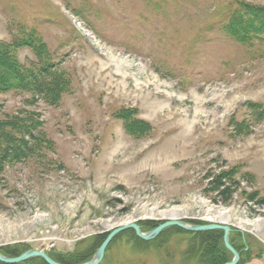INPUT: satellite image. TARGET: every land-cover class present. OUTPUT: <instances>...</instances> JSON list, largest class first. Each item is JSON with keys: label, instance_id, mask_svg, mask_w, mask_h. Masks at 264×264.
<instances>
[{"label": "rangeland", "instance_id": "1", "mask_svg": "<svg viewBox=\"0 0 264 264\" xmlns=\"http://www.w3.org/2000/svg\"><path fill=\"white\" fill-rule=\"evenodd\" d=\"M241 4L264 9V0H0V41L34 31L69 82L55 106L0 93V119H32L30 136L47 140L0 161L2 255L92 254L86 263L118 227L181 221L230 227L231 246L234 236L246 248L237 264H264V37L242 45L225 32ZM17 56L37 62L29 48ZM120 114L149 127L131 135ZM219 176L231 196L217 194ZM176 228L150 241L128 230L100 264H201L196 233ZM226 250L225 264L235 258Z\"/></svg>", "mask_w": 264, "mask_h": 264}, {"label": "trees", "instance_id": "2", "mask_svg": "<svg viewBox=\"0 0 264 264\" xmlns=\"http://www.w3.org/2000/svg\"><path fill=\"white\" fill-rule=\"evenodd\" d=\"M241 6L230 17L228 25L225 26V32L238 43L248 45L256 39L264 37V9L244 4H241ZM24 35V38L15 39L12 43L0 41V93L11 91L31 92L33 95H42L47 103L55 106L67 91L69 82L63 74L52 72L53 65L44 58L49 56L47 47L42 40L37 38L35 32L24 33ZM21 48L31 49L37 56V62L29 67L24 66L17 56V51ZM123 116L124 114H120L119 117L126 121V130L131 135L135 136L136 132H142L143 129L149 127L142 121L132 120L130 116ZM31 120L26 121L19 116L0 119V161H3L6 156L14 158L24 156L34 148L31 144L33 139L37 144L47 142L43 137L41 139L30 136V127L33 125L37 129L39 126L37 122L33 123ZM25 135L31 137V140H27L24 137ZM42 135L44 134L42 133ZM224 181V176L217 177V194L226 197L231 196L230 186L225 187L226 182ZM158 225V223L147 222L143 227L154 229ZM169 230L171 229H167L165 232ZM175 230L185 233L179 228ZM194 235L195 244L192 246V250H195L194 257H198L201 264H225L228 261V251L223 243V233L221 231H206ZM107 236H100L98 248ZM5 253L8 257L19 256V252L15 249L6 250ZM91 255L87 257L82 255L80 257L72 256L71 258L52 257L62 264H82ZM19 264L47 263L42 259L34 258Z\"/></svg>", "mask_w": 264, "mask_h": 264}, {"label": "water", "instance_id": "3", "mask_svg": "<svg viewBox=\"0 0 264 264\" xmlns=\"http://www.w3.org/2000/svg\"><path fill=\"white\" fill-rule=\"evenodd\" d=\"M171 227H177L183 231L191 232V233H200V232L215 231V230L223 231L224 232V245L228 250L231 251V253L235 255L234 260L227 264H237L238 263L240 256L230 244L229 236L232 231L230 227L221 226L217 224L194 225V224H188V223L181 222V221H167V222H164L163 224H159L156 228H154L153 230L147 233L143 232L141 230V227L136 224L125 225V226L116 228L114 231L108 234L104 242L98 248L93 259L83 264H100L110 244L116 239L117 236H119L120 234L128 230L135 231L136 235L142 240L150 241L158 237L164 230L169 229ZM34 258H41L47 264H61V263L56 262L54 259H52L47 253L40 252L37 250L28 251L17 257H7L0 253V263L2 264H19V263H23L30 259H34Z\"/></svg>", "mask_w": 264, "mask_h": 264}, {"label": "flooded vegetation", "instance_id": "4", "mask_svg": "<svg viewBox=\"0 0 264 264\" xmlns=\"http://www.w3.org/2000/svg\"><path fill=\"white\" fill-rule=\"evenodd\" d=\"M231 238H233V240H234V241L231 240V242H233V244L235 245L236 250L238 252H240L242 257H243V255H244L243 253L246 252V248H244L245 243L244 242L243 243L240 242V240H242L241 238H239V239L236 238L237 240L234 239V236H232ZM50 257H52V256H50ZM52 259L55 260V258H53V257H52ZM55 261L58 262L57 260H55ZM58 263H61V262H58Z\"/></svg>", "mask_w": 264, "mask_h": 264}, {"label": "bare ground", "instance_id": "5", "mask_svg": "<svg viewBox=\"0 0 264 264\" xmlns=\"http://www.w3.org/2000/svg\"><path fill=\"white\" fill-rule=\"evenodd\" d=\"M171 217H176L178 216L177 214V211L174 210L171 214H170ZM221 218V220H225V219H229V216L227 215V213H219L218 215V219Z\"/></svg>", "mask_w": 264, "mask_h": 264}]
</instances>
